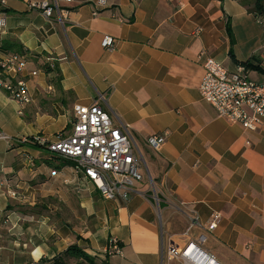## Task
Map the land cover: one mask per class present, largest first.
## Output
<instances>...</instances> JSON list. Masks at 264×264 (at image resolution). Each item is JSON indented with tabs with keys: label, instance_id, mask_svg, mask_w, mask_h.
I'll return each instance as SVG.
<instances>
[{
	"label": "crops",
	"instance_id": "crops-1",
	"mask_svg": "<svg viewBox=\"0 0 264 264\" xmlns=\"http://www.w3.org/2000/svg\"><path fill=\"white\" fill-rule=\"evenodd\" d=\"M42 1L51 0L0 4V48L19 44L30 96L20 107L0 89V183L21 195L8 199L0 188V264H48L70 245L92 263L67 264H182L167 252L177 256L202 234L200 248L217 264H264V120L252 132L231 124L198 90L205 57L228 72L246 64L248 78L264 82L256 0H57L62 20L29 7ZM104 37L111 50L101 47ZM45 66L59 70V82ZM99 96L146 159L156 200L143 181L128 200L105 201L70 162L18 143L68 134L73 106ZM151 135L164 136L157 152L146 145ZM53 161L58 167L48 169ZM66 215L74 224L86 218L84 233L69 232ZM194 217L199 226L190 228ZM111 237L121 257L105 255Z\"/></svg>",
	"mask_w": 264,
	"mask_h": 264
},
{
	"label": "built area",
	"instance_id": "built-area-1",
	"mask_svg": "<svg viewBox=\"0 0 264 264\" xmlns=\"http://www.w3.org/2000/svg\"><path fill=\"white\" fill-rule=\"evenodd\" d=\"M70 5L72 0H62ZM4 4V0H0ZM96 7H104L105 0H97ZM38 10L45 18L64 19L66 11L59 8L57 0L42 1L29 5ZM96 11L92 12L95 16ZM264 21V10L261 14ZM5 26V16L0 11V33ZM196 30L195 33H198ZM101 47L111 50L114 42L104 37ZM27 68L25 58L17 53L0 54V89L18 106L30 103L24 73ZM203 76L199 85V95L202 102L210 106L218 118H223L231 124H239L247 131H255L261 120H264V84H256L248 79V71L244 65H237L233 72H228L221 64L210 57L202 60ZM38 72H30L36 76ZM99 96L91 105H74L68 134H58L52 141L42 136L23 138L18 143L37 146L45 149L53 157L70 162L73 170L83 181L91 184L105 201L116 199L128 200L132 189L144 181L142 155L134 144L128 128L124 125H114L108 113L98 102ZM164 142V136L151 135L146 139V145L153 151H159ZM57 171L51 170L53 177ZM153 186L152 181H150ZM5 187L8 199H18L21 195L18 186L11 187L7 181L0 183ZM154 189V187L152 188ZM156 200L154 190H150ZM217 215H212V221L207 226L212 231L216 226ZM199 226L197 218L190 222V228ZM205 237L199 235L196 242L191 241L177 256L167 252L168 256L178 258L182 264H217L200 245ZM105 255L108 257L122 256L119 241L111 237L107 241Z\"/></svg>",
	"mask_w": 264,
	"mask_h": 264
},
{
	"label": "trees",
	"instance_id": "trees-1",
	"mask_svg": "<svg viewBox=\"0 0 264 264\" xmlns=\"http://www.w3.org/2000/svg\"><path fill=\"white\" fill-rule=\"evenodd\" d=\"M262 0H256V9L259 12V14H262ZM0 52L4 53H17V54H22V50L19 46V44L15 42H4L2 43V46L0 48ZM246 69L249 68L246 64H243ZM43 72L45 74L49 73H54V81L59 82L60 77H59V70L56 67H51V66H45L43 68ZM31 138V137H29ZM80 239V238H79ZM68 260H73V261H79L82 260V262L85 263H92V260L89 256H87L80 248H78L76 245H70L68 246L62 253L58 254L55 258L52 260L48 261L46 260L45 262L48 264H67Z\"/></svg>",
	"mask_w": 264,
	"mask_h": 264
},
{
	"label": "rangeland",
	"instance_id": "rangeland-1",
	"mask_svg": "<svg viewBox=\"0 0 264 264\" xmlns=\"http://www.w3.org/2000/svg\"><path fill=\"white\" fill-rule=\"evenodd\" d=\"M251 78L252 77H250L249 76V80L251 81ZM252 82H254V83H256V84H264V82L263 81H252ZM141 152V151H140ZM51 155V154H50ZM142 156H143V154H142ZM144 157V156H143ZM143 157H142V162H143V172H144V184H146V185H148L149 187V189L150 190H154V189H152L153 188V186H151V184H150V177H149V175L147 174V172H146V170H145V167H146V165H145V162H144V160H146L145 158H144V160H143ZM57 161H53V162H48V164H47V168L48 169H51V168H54V167H58L57 166V163H56ZM87 222H88V220H86V218H82L81 219V221H79L78 223H76V224H74L69 218H67V215H66V221H65V223H64V225H65V227H66V229L67 230H69V232H71V229L75 226V231L74 232H71L72 234H74L75 235V233L77 234V233H84L83 231H84V228H85V226L87 225Z\"/></svg>",
	"mask_w": 264,
	"mask_h": 264
}]
</instances>
